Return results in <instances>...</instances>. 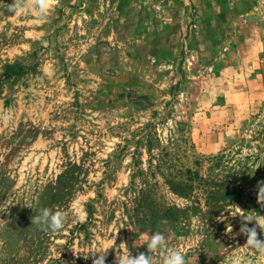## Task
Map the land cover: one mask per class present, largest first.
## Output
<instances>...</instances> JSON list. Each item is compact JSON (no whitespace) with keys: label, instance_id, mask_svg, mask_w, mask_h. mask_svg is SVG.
Returning <instances> with one entry per match:
<instances>
[{"label":"rangeland","instance_id":"1","mask_svg":"<svg viewBox=\"0 0 264 264\" xmlns=\"http://www.w3.org/2000/svg\"><path fill=\"white\" fill-rule=\"evenodd\" d=\"M34 19L0 15V264L115 243L114 264L157 231L189 264L255 262L235 234L264 215V0H60ZM43 208L61 231L31 224Z\"/></svg>","mask_w":264,"mask_h":264},{"label":"clouds","instance_id":"2","mask_svg":"<svg viewBox=\"0 0 264 264\" xmlns=\"http://www.w3.org/2000/svg\"><path fill=\"white\" fill-rule=\"evenodd\" d=\"M59 2L60 0H13L11 4H5L3 0H0V9H3L0 15L4 14V10L14 13V15L27 12L34 15L35 23H40L48 18L50 12L59 5ZM257 188V203L264 208V181L258 182ZM72 207L77 220L84 222L87 218L84 201L77 200ZM239 216L241 218V226L239 233L235 235L246 237V243L241 248L254 251L258 254V257L254 262L252 259L247 258L245 252L241 251L233 254L222 264H260V261L264 260V239L260 238V233H264V215ZM223 219L225 218L223 217ZM66 220L67 214L65 212L43 208L38 215H34L31 218V224L39 226L44 231L58 232L63 229ZM249 224L253 226L249 227ZM258 229L260 230L259 232L257 231ZM226 231L227 233L233 232L231 224L227 226ZM144 235L146 243L141 244L136 241L134 246L146 245L147 253L141 252L136 256H133L130 252L123 253L121 246L125 243H121L116 247L114 264H157L155 257L157 253L161 256L162 264H189V261L181 251L169 246L171 233L165 235V233L157 231L155 233H145ZM235 235L233 238H235ZM114 247L115 243L99 251L90 250L88 254H91L92 264H105L108 250ZM88 254L84 257L85 259L88 258Z\"/></svg>","mask_w":264,"mask_h":264}]
</instances>
